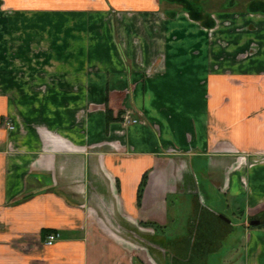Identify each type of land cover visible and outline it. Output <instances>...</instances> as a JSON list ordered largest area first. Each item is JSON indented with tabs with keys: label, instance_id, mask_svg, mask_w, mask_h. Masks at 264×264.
Returning <instances> with one entry per match:
<instances>
[{
	"label": "crops",
	"instance_id": "crops-1",
	"mask_svg": "<svg viewBox=\"0 0 264 264\" xmlns=\"http://www.w3.org/2000/svg\"><path fill=\"white\" fill-rule=\"evenodd\" d=\"M204 2L0 0V264H264V19Z\"/></svg>",
	"mask_w": 264,
	"mask_h": 264
},
{
	"label": "rangeland",
	"instance_id": "rangeland-1",
	"mask_svg": "<svg viewBox=\"0 0 264 264\" xmlns=\"http://www.w3.org/2000/svg\"><path fill=\"white\" fill-rule=\"evenodd\" d=\"M202 1L203 2L206 1L207 4H206V2H204V3L206 4L207 9H210L213 12H211L210 10L209 11L211 13L215 14V11L214 10L215 9H219L220 6H221V4H224L226 2L227 3L235 2V3H237V6L235 7L236 9L244 10L247 4L252 5V3L255 0H202ZM257 1H259V0H257ZM261 1H264V0H261ZM200 2H201V0H200ZM221 9H222V7H221ZM217 18L220 20V16H217ZM184 206L185 205H181L180 204V206L178 207L179 208V211H178V213H179V220H180V218L184 220V218L188 216L187 215L188 211H187L186 206H185V209H182V207H184ZM171 209H170V211H171ZM232 212H234V211L232 210ZM183 220L180 221V226H182L183 229H184L185 222H183Z\"/></svg>",
	"mask_w": 264,
	"mask_h": 264
},
{
	"label": "trees",
	"instance_id": "trees-1",
	"mask_svg": "<svg viewBox=\"0 0 264 264\" xmlns=\"http://www.w3.org/2000/svg\"><path fill=\"white\" fill-rule=\"evenodd\" d=\"M167 1L175 2L177 4L183 5L186 9H190V11L193 10L195 12V14H197V15L198 14H205L203 9L200 6V0H167ZM252 5H255L256 11L264 12V1L255 0L252 3ZM193 11H191L192 15H194ZM208 18H209V15H208ZM144 182L145 181H143V185H144ZM140 192H142V188L140 189ZM140 197H141V193L139 195V200H140Z\"/></svg>",
	"mask_w": 264,
	"mask_h": 264
},
{
	"label": "flooded vegetation",
	"instance_id": "flooded-vegetation-1",
	"mask_svg": "<svg viewBox=\"0 0 264 264\" xmlns=\"http://www.w3.org/2000/svg\"><path fill=\"white\" fill-rule=\"evenodd\" d=\"M237 6V5H236ZM234 6V7H236ZM238 16H240V14H246L247 17L249 18H259V19H264V12L261 11H256L255 10V5H249L247 4L245 9L243 11H237ZM209 19L212 22V24L210 25L209 29L213 30L216 27V22L213 19V13H209ZM223 25H228L226 22L223 23ZM257 51V46H252L251 49H249V55L250 54H254ZM221 218H223L224 220H227V218L223 215H221ZM253 221L255 219H252Z\"/></svg>",
	"mask_w": 264,
	"mask_h": 264
},
{
	"label": "built area",
	"instance_id": "built-area-1",
	"mask_svg": "<svg viewBox=\"0 0 264 264\" xmlns=\"http://www.w3.org/2000/svg\"><path fill=\"white\" fill-rule=\"evenodd\" d=\"M124 121L126 123L128 122H133V123H137L139 122L138 119L132 120L130 118V115H126L124 116ZM3 126L5 129L9 130V131H13L15 129V125H13L9 119H5ZM60 238V234L58 232H54V233H50L46 236L45 240H44V244L47 247L52 246L58 239Z\"/></svg>",
	"mask_w": 264,
	"mask_h": 264
},
{
	"label": "water",
	"instance_id": "water-1",
	"mask_svg": "<svg viewBox=\"0 0 264 264\" xmlns=\"http://www.w3.org/2000/svg\"><path fill=\"white\" fill-rule=\"evenodd\" d=\"M261 224V221L260 220H254V221H251V226H259Z\"/></svg>",
	"mask_w": 264,
	"mask_h": 264
}]
</instances>
